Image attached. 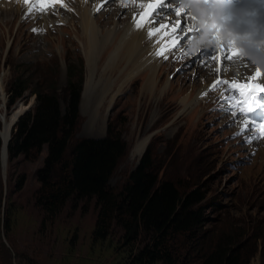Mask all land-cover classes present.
<instances>
[{"label":"rangeland","instance_id":"rangeland-1","mask_svg":"<svg viewBox=\"0 0 264 264\" xmlns=\"http://www.w3.org/2000/svg\"><path fill=\"white\" fill-rule=\"evenodd\" d=\"M10 3L17 4L15 0ZM67 12L69 10L62 16L69 17ZM2 13L4 11L0 10V114L16 109L18 103L24 109L20 115L33 108L36 99L31 89L55 92L58 104L64 110V99H59L58 95L66 97L69 82L80 85L79 120L71 143L104 137L111 132L119 133L124 146L107 181L109 188L118 192L148 147L154 157V170L160 177L177 179L181 186L196 188L205 194L201 201L207 222L202 234L204 245H214L219 229L234 227L235 231H243L246 238L251 239L247 245L249 253L256 248L248 264H262L264 163L257 153L264 147V142L262 145L259 142L255 150V143L234 135V127L229 122L231 115L216 110L220 101L214 91L215 94L210 92L196 99L199 89L205 91L209 84L198 74L202 75V67L195 68L196 71L192 67H183L181 59L172 56L177 65L172 69V62L164 60V68L172 70L167 73L158 69L154 87L143 90L149 69L136 81L134 76L121 84L132 69V58L139 51L136 48L131 52L127 38L121 39L123 32L112 33L115 43L113 40L111 45L107 41V51L103 52L106 46L99 55L91 53L102 43L103 26L100 23L108 17L104 12L95 15L98 17L95 39L80 25V18H71L75 27L72 28L74 33L70 34L66 31L68 23L58 24L63 20L45 26L51 19L36 15L34 23L44 31L32 35L28 27L21 28L18 22L20 16L25 15L22 4L14 17ZM90 13L94 17L95 12L90 10ZM4 16H8L7 19ZM113 20L104 29L113 28L119 21ZM114 51L117 52L116 67V59H108ZM129 52L134 55L128 59ZM178 67L183 70L177 72ZM136 69L135 66L134 71ZM174 69L176 72L171 73ZM190 72L191 76H188ZM194 72H197L195 76ZM207 75L208 78L211 76ZM17 77L25 79L28 89L10 103L7 89ZM146 138L145 149L137 155V145ZM68 152L69 147L66 156ZM44 155L45 149L36 159L20 156L14 160L13 168H9L7 157L4 170L0 164V264H125L130 259H124L128 255L125 252L128 246L123 244V231L113 225L106 239L93 238L98 211L94 198L71 197L54 216L39 207L36 172ZM20 172L25 174V181L16 191L14 180ZM254 234H260V239ZM148 243H151L150 234L140 231L131 245L134 254Z\"/></svg>","mask_w":264,"mask_h":264},{"label":"trees","instance_id":"trees-1","mask_svg":"<svg viewBox=\"0 0 264 264\" xmlns=\"http://www.w3.org/2000/svg\"><path fill=\"white\" fill-rule=\"evenodd\" d=\"M25 83V79L17 77L11 90L7 89L10 103L28 89ZM80 89V85L69 82L66 97L58 95L64 99V110L55 92L31 89L35 105L20 115L12 127L7 145L9 168L14 167L18 157L36 159L45 149L36 172L39 207L54 216L71 197L94 198L98 211L93 238L106 239L113 225L123 231V244L128 246L124 259H130L125 264H248L256 248L249 253L247 245L251 239L234 227L219 229L214 245H204L202 234L207 222L201 201L205 194L181 186L177 179L175 182L160 177L148 147L118 192L109 188L107 181L124 146L119 133L111 132L71 143L79 120ZM18 174L14 180L16 191L25 181V174ZM140 231L150 234L151 243L134 254L131 245ZM254 235L260 239V234ZM260 240L264 264V234Z\"/></svg>","mask_w":264,"mask_h":264},{"label":"bare ground","instance_id":"bare-ground-1","mask_svg":"<svg viewBox=\"0 0 264 264\" xmlns=\"http://www.w3.org/2000/svg\"><path fill=\"white\" fill-rule=\"evenodd\" d=\"M13 1L14 0H10L9 2H6L5 0H0V3L3 4V7L0 4V10L4 11V13H2V15H5V14L10 15L11 14L12 17H14L16 13L17 14L19 13L21 3L17 0H15V3H17V4L11 5L10 2H13ZM71 1L72 0H64V3L67 4V8L60 7L59 4H57L56 6H58L59 9H58V11H56V13L54 15L55 17L53 15H37V16L40 18L49 17L51 19L47 23V25H45V26L55 25V22H57L59 20H63L62 25H65V22L69 24L66 28V31H68L70 34L74 33L72 28L75 27L74 26L75 22L73 23V20L71 18L72 17L74 19L80 18L81 20H78L80 22V25L84 29H87L91 33L92 38L95 39V35L97 33V30H96L97 20L96 19L98 18V17H95V15L104 12V14L107 15L108 17H107V20H104L103 22L100 23V25L103 26L102 43L98 49H92L91 53L99 55L106 46L107 47L103 50V52L107 51L108 47H109L108 44H111V42H113V40L115 43L114 37L111 36L112 33L116 31L119 35L120 32H123L121 39L127 38L128 46L130 45V48L132 49L131 52L133 51V49H136V48H138L139 51L136 52L137 56H134L133 58H132V55H134V54L131 52L128 53V55H127L128 57L126 56L128 59L132 58L133 64L131 63L132 69L130 68L131 70L125 76V78L123 79L121 84H125V83L129 82L134 76H136L135 77V81H136L139 78V76L146 73L149 69L150 72H149V75L147 77V82L143 86V90L152 89L154 87V83H155L156 71L158 69L165 71L167 68H164V65L166 63H163L164 60L162 58H157L151 54L155 51V45H154L153 40H150L149 38L146 37L145 29L135 28L133 23L130 21V16H131L132 12H135L136 14H140L144 9L142 7H140L138 3H136V4L129 3L128 7L125 8V7H122L120 4H118L119 1L116 3L115 1H117V0H108V2L104 3V6L101 8V10H100L101 12L100 11L97 12L96 8L101 5L102 0H75V2H74V0L72 2ZM145 2H146V0H145ZM166 2L172 3V0H167ZM72 5H74V7H73L74 9L71 8ZM112 5H114L113 8L111 7ZM7 6L10 7V11H7L9 9V7H7ZM68 9H71V11L67 12L69 14V17H63L62 16L64 14L63 12L68 11ZM117 9L118 10L122 9V11H118ZM187 9H188L190 15L192 16V14H194V10L191 9L190 7H188ZM90 10H91V12H92V10L95 12L94 17L93 16L91 17ZM166 15L169 19L175 18L174 13H172V12H167ZM4 17L7 19L8 16H4ZM113 19H115V20L119 19V21H116L118 24L115 23L113 28L104 29L106 24L112 23V21H114ZM181 19H183V18L181 17ZM0 21H1V19H0ZM28 21H30V20H28ZM30 23H31V21H30ZM192 23H193L192 21H189L188 27H191ZM34 24L37 25L36 23H34ZM70 25L72 26L71 28L69 27ZM9 26H8V28H9ZM45 26H43V27H45ZM3 27L1 29H3ZM5 27H7V26H5ZM231 32L233 34V37L237 38L240 35L246 36L248 33V30L245 27V24L239 22V23H236L235 25H233L231 27ZM204 33H205V31H202L200 34H204ZM0 37H1V35H0ZM198 38H199V34L194 35V39H193V41H191V44H193L191 46V49L199 50L202 47L203 44H199L197 42ZM71 41L75 42V39L71 38ZM107 41H108V44H107ZM251 41H252L251 42L252 43L251 50H249L246 54H244L241 59H229V60L225 61L221 65L222 71L219 74H217L214 71V69L216 67V61L209 58V57H204V56H201V59H207V64L210 65L211 67H208L207 65H200L199 63H196V64H193L191 66L192 67L191 69L196 71L197 68L202 67V75H201V73H198V74H200L201 77L204 76L205 82L209 81V84H211L212 81L217 78V75H220L221 77H226L229 75L251 76L253 74V72H255V69L257 67H260L261 70L264 71V65H260L259 63H255L252 59L253 57L257 58L258 60H261V58L264 59V42H262L261 40H259V41L251 40ZM214 44H216V47H215V51L212 52V55L221 51L220 47L218 46L217 38L213 37L210 42H204L205 47H209V46L214 45ZM182 46H183V44H182ZM177 55H179V54H177ZM115 56H117L116 51L111 53L112 58H108V59L109 60L116 59V63H114V65L116 67L118 62H117V58ZM188 59H190V58H185L184 60L181 59L183 67H185L187 65ZM157 61L161 62L162 67L158 66V64H160V63L159 62L156 63ZM167 61L172 62V69L175 65H177V61L174 60L172 55L169 56V59ZM135 66L137 67L136 71H134ZM103 68H104V70L108 69L107 67H103ZM171 70H166V71L168 73ZM184 74H186V73H184ZM196 74H197V72H196ZM207 74H209L211 76H209V78H208ZM188 76H191V72ZM261 79H264V77H261ZM208 85H206V86H208ZM203 88H205V87H203ZM118 90L121 91L120 89H118ZM200 90L201 89H199V91L197 90L198 92L195 95L197 100H199L202 97L201 93L203 91H200ZM0 91H2V87H1ZM195 91H196V89H195ZM215 93H214L215 95L218 94V92H215ZM194 99L191 102V104L194 103ZM3 100H4V98H3ZM197 103H200V101H197ZM18 105L16 106V109L14 108V110H12V111L10 110L11 112H9V113L2 112L0 114V140H1L0 164L2 166V170H4V168L6 167V164H7V145H8L10 138H11L12 127H13L15 121L17 120V118L20 116V114L24 110L20 103H18ZM219 114L221 115V112ZM225 114L230 115L227 112H225ZM229 122H230V124L232 123V128L234 127L233 132L236 133L241 126L240 123L238 122V120L233 122V118H232V121H229ZM146 142H148L147 138L144 140H141L139 142V144L136 147V154L137 155H140L143 152V150L145 149V146H146ZM259 142H260V145H262V143L264 142V139L260 140ZM259 142L255 143L256 144L255 150L257 149ZM257 154H258L259 158L260 157L262 158L261 161L263 164L264 163V147H260Z\"/></svg>","mask_w":264,"mask_h":264},{"label":"snow or ice","instance_id":"snow-or-ice-1","mask_svg":"<svg viewBox=\"0 0 264 264\" xmlns=\"http://www.w3.org/2000/svg\"><path fill=\"white\" fill-rule=\"evenodd\" d=\"M108 0H102L100 6L96 8L99 12L107 3ZM122 7L127 8L129 3H138L144 10L137 15L133 14V23L137 29H144L147 26V36L150 40H154L155 51L151 53L157 58L168 60L172 55L175 59H188L186 67H191L193 64L199 63L200 65H207V59H201V56L209 57L216 61V67L214 71L219 74L222 71L221 65L229 60L233 56H240L241 50L234 47L235 38H229L225 40L222 37H218V45L220 46V54L212 56V52L215 51L216 44L209 47H204V51L200 52V49L193 51L190 47V40L194 35L201 30L196 26V18L191 16L188 9L181 7L185 3V0H172V3L166 2V0H119ZM25 5H29L25 13V19L29 16L35 17L37 14L43 15L48 12L55 13L56 5L67 8V4L64 0H23ZM71 11V9H68ZM171 10L175 18L169 19L167 13ZM181 17L183 19H181ZM192 21V26L188 27V22ZM183 25V26H182ZM33 33L43 32L42 28H32ZM189 33L192 35L189 36ZM185 46H181L180 41L185 40ZM228 45V49H224V45ZM179 49V55H176V50ZM200 53L198 56L197 54ZM183 69H177V72ZM196 74L194 73V76ZM264 77V71L260 67L255 69V72L251 76L244 78L234 77L231 80L222 78L217 75V78L207 86V89L201 93L202 97L207 96L210 92H218V101L220 106L216 109L222 112H227L233 118V122L240 123V128L234 135H241L249 132L252 129H256L257 132L251 139L264 138V118H261L259 123L257 119L253 118L251 114L257 110L264 113V98L260 97V93L264 92V84L258 83ZM233 93L239 94V99ZM245 142H250L245 140Z\"/></svg>","mask_w":264,"mask_h":264},{"label":"clouds","instance_id":"clouds-1","mask_svg":"<svg viewBox=\"0 0 264 264\" xmlns=\"http://www.w3.org/2000/svg\"><path fill=\"white\" fill-rule=\"evenodd\" d=\"M14 22H15V21H14ZM14 22H13V23H14ZM252 59H253V61H254L255 63H259L260 65H264V60H258V59L255 58V57H253ZM19 117H20V116H19ZM18 119H19V118H17V120H18ZM17 120H16V121H17ZM15 123H16V122H15ZM15 123H14V124H15Z\"/></svg>","mask_w":264,"mask_h":264},{"label":"water","instance_id":"water-1","mask_svg":"<svg viewBox=\"0 0 264 264\" xmlns=\"http://www.w3.org/2000/svg\"><path fill=\"white\" fill-rule=\"evenodd\" d=\"M19 118V117H18ZM16 122V121H15Z\"/></svg>","mask_w":264,"mask_h":264}]
</instances>
